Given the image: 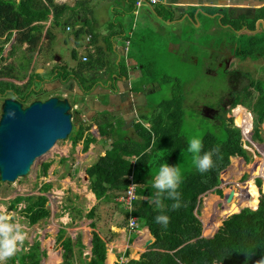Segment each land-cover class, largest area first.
Wrapping results in <instances>:
<instances>
[{
  "label": "trees",
  "instance_id": "trees-1",
  "mask_svg": "<svg viewBox=\"0 0 264 264\" xmlns=\"http://www.w3.org/2000/svg\"><path fill=\"white\" fill-rule=\"evenodd\" d=\"M14 1L15 0H0V4L7 7L6 12L11 17L12 22L17 19L8 11L14 6ZM131 1L132 0L128 1L130 10L133 5ZM58 7L60 6L56 8ZM226 9L223 10L224 16L220 21H217L221 23V28L228 23L229 25H226V29L230 27L234 32L239 33H234L236 36L234 40L235 47L231 42V47L235 49L233 56L237 58V52H240L239 56L244 58L243 60H246V57L251 60L264 57V35L259 37L250 35V33L252 34L257 30L264 33V24H262V26L260 25L259 29H255V22L258 18H262L264 21V6L256 9V11H261V15L253 12V14H249L251 18L247 19L248 21H244V23H240V20H229L237 16L230 17V15L226 13ZM155 10L158 14H163L164 16L170 14V11L162 13L163 10L169 9H165L161 5ZM47 12L46 6L39 5L33 17L35 19H44L47 17ZM8 15L6 19L0 21V28L8 27ZM63 15L64 14L54 18L55 23L60 25L61 22H64L66 25L72 24L71 26L73 27V21L70 20L68 16L64 17ZM202 18L216 20L218 17L210 18L208 15H202L198 20L201 26L203 24ZM245 24L247 25L244 26ZM193 25L194 24H192V26ZM242 26H244V29L237 31V29ZM35 28L41 30L42 26L37 25ZM4 31L5 30H0V34L4 33ZM75 33L78 34V30H76ZM52 36V31L50 30L48 38ZM50 44L51 43H48V48H50ZM216 49V51H218L216 56H219L221 47L219 46ZM13 69V65L9 64L2 72L0 70V74L11 76ZM222 69L225 70L224 74L226 76V74H228L227 69ZM245 76L247 77V75ZM81 81L84 82L83 79H81ZM241 83L242 82H239L238 84L239 88H243L244 86L241 85ZM246 88H264V86L248 83ZM237 89L238 88L230 90L239 102ZM136 90L138 93H135L134 99L138 100L144 96L146 100L147 94L155 91V88L150 87L147 90L137 88ZM24 97L25 102L30 100V96L25 95ZM183 103L184 96L174 97L172 100L164 99L158 104L146 100V106L153 107L159 105L166 109L167 118L170 120L169 124L163 128L158 120L161 113L163 114L164 112L157 114L153 121L155 123L153 134L158 135V137L151 142L150 136L152 134H150L146 137L143 144L137 142L136 145L132 146L129 154L136 155L135 160L134 162L126 161L124 169L120 170V168L115 167L111 152L106 154L105 157H108L107 160H104V157L103 161L98 164L99 168L97 170L88 169L90 178L89 188L94 192L97 200L101 202L96 207L93 205L89 208L84 206L87 200L84 199V205H82L80 202L76 201V195H74V197L65 196L63 194V208L68 211V217L70 218L69 222H73L77 218H87L91 220L89 225L96 228L94 219L98 216V212H103V209L108 207L107 203L111 199V196H116L117 192H122L127 189L130 183L128 177L132 175L133 180L137 183L135 191L141 197L133 198L130 207L121 206L123 210L119 208L122 219L116 224L119 225V227L124 226L127 229H133L144 225L149 229L153 241L150 244V250L142 252L137 259H130L123 264H264V192H262L264 191V178L262 191L260 193L259 189H257V185H255L251 179L246 185H242L241 183V186L235 182L234 187L236 188V192L232 193L229 191L223 196L213 198L214 205L211 208L213 212L210 215H204L202 219L204 234L211 235L219 224V218L225 214H227V216L223 217L225 219L211 237L201 236L202 223L194 211L198 195L204 191L210 190L218 194L220 193L219 188H216L220 182L219 175L226 167L230 157L246 154L249 158L247 150L243 149L241 146L243 141L240 129L229 121L224 112H220L219 107L218 116L213 120V123L215 121L219 123V115L225 118L220 124L222 135L220 136L211 131L204 132L196 161L191 169L186 170L178 179L174 180V182L168 181L161 185V182L158 181L160 183L156 186V192L149 186L145 187L144 184L140 182L139 179L141 175H145V173L151 174L154 171H163L167 163H174L175 161L178 168L182 163L181 160H184L186 157L189 134L184 132V139H180L178 135L181 130V122L184 120L183 107L185 105ZM254 106L256 109H250L253 110L254 113L257 112L259 117L264 116V100L262 103L255 104ZM245 108L238 105L232 98L230 109L233 111L234 118H236V124L242 127L246 138L251 135V130L248 129V127L246 128V122L250 124L252 118H255V115L252 117L254 113ZM151 117H149V119ZM204 117L209 119V116L207 117L204 115ZM143 118L146 119L148 117ZM199 124L202 125V122ZM145 131L146 130H143L144 133ZM152 137L153 135L151 138ZM68 138L72 141V146H75L78 141V135H72ZM88 140L89 138L85 140L84 149H87L89 146ZM90 140H93L92 136H90ZM121 140L123 139L120 138V141ZM153 145H156L154 151L152 149ZM117 147L118 144L116 145V148ZM171 151H174L175 155L172 160L163 163L159 161L162 158V153L166 154ZM123 153L124 148L117 153L116 158L120 157ZM260 153L262 154V151ZM60 160H62V158ZM117 162L120 165L118 160ZM50 165L51 162H44L42 164L43 175H46ZM132 166H135L134 172H132ZM242 167L243 165L240 158H235L229 163L226 171L230 173L232 176L231 178H238V176L242 174ZM111 169L114 171H111ZM257 169L261 177H264L262 163ZM51 185V182H44L41 184L40 190L46 192L51 188ZM245 187H247L246 191L243 189ZM115 196L113 198L115 201L114 203H118ZM13 201L16 203H25V205L21 207V210L18 211L20 217H18V215H13L11 218L4 220L19 219L18 224L22 223L25 225L23 227L29 228L39 220L49 216V209L46 207L47 200L43 195L15 196ZM250 206L253 208L256 206L258 207L253 209L250 208ZM85 208L86 213L83 214ZM61 215L62 214L59 216ZM23 221H26V223ZM20 228L22 227L16 226L13 230L0 232V248L5 252L6 257L4 264H40L41 258L46 256L45 250L41 249L40 241L37 240L35 236L34 239L36 240L27 248H25L26 244H28L26 238L23 237L22 240H15L13 238L14 232L18 231ZM113 233L115 232H111L108 237L113 236ZM55 242H59L63 247V255L66 257L70 255L71 258L73 256L72 253H75L73 249L77 245L82 247L81 235L78 233L75 238H72L70 235H66V230L64 228L59 229L56 234ZM20 245H22V247H19ZM91 245V256L87 257L89 260L88 262H91V264H104L107 257L105 251L97 247V245H103V242L96 231H92ZM125 256H129V249L125 252Z\"/></svg>",
  "mask_w": 264,
  "mask_h": 264
},
{
  "label": "rangeland",
  "instance_id": "rangeland-1",
  "mask_svg": "<svg viewBox=\"0 0 264 264\" xmlns=\"http://www.w3.org/2000/svg\"><path fill=\"white\" fill-rule=\"evenodd\" d=\"M91 1L93 4H95L100 0ZM144 7L141 8L138 14L132 13L129 7L125 9V19L128 21L132 20L134 22L133 25H135V22L136 25L138 24L137 27L133 28L134 34L136 35L131 38L132 44L130 46L129 52L121 56L124 62L112 66H120L121 73L124 74V70L126 69L125 63H129L131 67L135 66L139 72L144 73L145 77L155 79L154 82L157 85L155 87V91L150 92L146 96V100L151 103L158 104L164 99L172 100L174 97L184 96V120L181 122V130L178 135L180 136V139H182L185 135L184 132L189 134V144L186 149L187 155L184 160H181L182 163L178 168L174 161V163H167L163 171H154L151 174L145 173V175H141V178L139 179L140 182H142L145 187L149 186L156 192V186L160 182L161 185L167 183L168 181L174 182V180L178 179L179 176H181V174H183L186 170L193 167L205 131L215 132L220 136L222 135L220 124L221 121L225 120V118L219 115V123L216 121L213 123V120H215L218 116V107L220 112L225 113L226 117L227 115H233V111L228 107L231 96L233 95L231 94V90L238 88L237 92L239 102L237 99H235V101L238 103V105H241L244 108L246 107L245 109L249 110L250 112L254 113V111L250 108L256 109L254 106L255 104L263 102L264 88L246 87L248 83L264 86V57L252 60L246 57V60H243L244 58L239 56L240 52H237V58L234 57L233 55L235 53V49L231 47V42L234 45V40L236 39L234 33H239L234 32L230 27L228 29L221 28V23L216 20L202 18L203 24L200 27L199 24L192 26L188 18H184L181 20V22H177L175 24L165 25L164 23L158 21V18L154 16V14H149L150 10L145 9ZM169 7L174 8L175 6L170 5ZM204 11L207 12L206 10ZM253 12L255 11L252 9L235 8V6L231 7L230 9H226V13L229 14L230 17L237 16L236 18L229 20H240V23L248 21L247 19L251 18L250 15L253 14ZM256 13L261 15V11L259 10H257ZM84 16L89 20H94V17L91 14L84 13ZM141 22L143 23L141 24ZM68 25L71 26L72 24ZM176 26L180 28L179 32L175 31ZM129 28L130 27H126L125 29ZM58 31L65 37L66 42L69 43L71 34L62 30V24H60ZM250 35L259 37L264 35V33L257 30L252 34L250 33ZM82 39L83 38H80V46L78 47V51L80 53L86 51L81 46V44L84 45ZM7 41L8 42L4 43V49L2 51V54L5 56L7 55V51L9 48H11L13 43L9 39ZM53 45H55V51L62 56V61L66 64H69L71 61L69 57V46L62 45V47L59 48L57 45V40L53 42ZM219 46H221V51L219 50V56H216L218 53L216 48ZM21 58L22 66L27 69L28 64L31 62L26 63L27 59H25L23 56ZM222 68L227 69L228 74H226V76L224 74L225 70ZM33 71H35V69H33ZM75 71L78 77L86 78L88 80L94 79L96 75V71L90 69L89 66L78 69L75 68ZM51 74L52 73L42 74L39 81L33 79L31 75H27L29 80L24 81V77L26 75H22L18 70H16V68H14L12 75L14 77H18L17 81L13 83L9 82L8 80L0 81V87L2 88V91L0 90V120L2 113L1 108L4 109L6 107L7 98L16 99V101L20 103L21 108H25L32 102H37L40 105L39 107H41L48 102V96H59L58 91H54L53 89L54 83ZM245 75H247V77ZM122 77L124 76L116 75V77L113 79L118 81ZM102 80L103 78L101 76L98 81ZM239 82H242L241 85H244L243 88H239ZM65 86H67V84ZM139 87L140 86H138L135 81L134 89L136 90ZM61 89L64 90L63 82ZM29 94L34 95V99L25 102L24 96ZM102 97V100L104 101V96ZM140 99L145 98L143 96V98ZM205 108H208L209 111L212 109L214 110V113L210 112L213 116H209V119H206L202 114V111L203 109L205 110ZM146 109L147 113L151 116H156L157 114L164 112L163 114L161 113L158 121L162 124L163 128L169 124L170 120L167 118L166 109L159 105H155L153 107L146 106ZM76 112L78 113V111ZM46 114V116H41V118L37 119H41L43 123L53 119V113L46 112ZM253 115H255V118H252V122L250 124L246 122V128L248 127V129L251 130V135L250 137L248 136L246 138L245 135H242V138L245 140L242 139L243 142L241 144L243 149L247 150V155L249 158L246 156V154H242V156L235 155L230 157V159L227 161L226 167L220 172L219 175L220 182L216 188H219L220 193L218 194L213 190H210L209 192L204 191L198 195L196 214L199 215L198 218L201 220V223L204 215H210L213 212L211 209L214 205L213 198L223 196L229 191L232 193L236 192V188L234 187L235 182L241 186V183L242 185H246L247 182H250L252 179L254 184L257 185V189H259V193L262 191L264 177H261V174L257 168L262 163L264 172V116L259 117L257 112L252 114V117ZM200 122H202V125L199 124ZM119 125L115 130L111 131L108 137L109 140L113 139L114 133L121 137L123 141L125 136L130 134V131H127L126 129L122 130ZM103 127L105 128L106 125ZM154 128L155 123L152 121L150 127L143 129L146 131L141 142L142 144L148 135H153ZM240 129L243 131L242 127ZM70 136H72V133H69L65 140H60L63 139L64 135L58 134L59 138L53 139L54 143L49 149H47L48 152L45 153L41 158L35 160L31 165L30 170L28 169L24 176L18 177L15 181L11 182V180L8 179L3 180L2 177L4 175L0 172V204L5 205V208L11 210L10 212L6 209H2L0 211L1 221L3 219L11 218L14 215L13 210L19 217V203L13 209L8 208V204L14 205V203H11L10 200L15 196L38 194H41L47 198L46 205L50 209L49 215L50 217L54 215L53 223L49 222L48 230L45 233L50 234V237L55 236L54 238H56V234L58 233L59 229L64 228L66 230V235H70L72 238H75L76 232H78L80 233L82 240H87L91 236V232L96 228H99V232L101 231L104 233L105 231H103L102 228L106 229L110 221L115 224L122 219V217L117 214L120 213L119 208H121V206L118 205V203H114L115 201L113 198L115 195L111 196V199L108 201V207L103 209V212L99 211L98 216L95 217L94 220L96 223V228L89 225L91 220L87 218H77V220L73 222L66 220L63 222V217L59 216L62 214L61 211L63 210V207H61V205L63 206L60 198L61 195L64 194L65 196H73L79 190L77 186L61 185V183H64V180L67 179L59 180L62 178L60 175L62 173L65 175L68 173V171L70 172L74 168L77 170H87L88 168L97 170L99 168L98 164L104 159L103 158L99 161L94 160L93 158L89 157L87 150H83L82 152L85 155L76 158V145L75 147L70 146V138H68ZM106 142L107 139L101 141L102 144H107ZM116 145V142L112 141L110 144V150L116 149ZM77 146L79 149V145ZM155 147L156 145L152 146L153 151L155 150ZM259 150L260 152L262 151V154L259 152ZM128 156V159L134 162L135 159L132 158L130 154H128ZM173 156H175L174 151L166 154L162 153V158L159 161L162 163L167 162L172 160ZM62 157L68 159V161L65 159L64 162H61L60 159ZM85 157L89 159V163L87 164L84 163ZM235 158H240L243 165V170L242 174L238 176V178H231L232 176L226 170L228 169L229 163ZM107 159L108 157H105L104 160ZM44 162H51V165L49 166L45 176L42 173V164ZM173 164H175L177 168L176 172L171 171ZM111 171L114 170L111 169ZM79 176L80 178L78 179V185L80 187L81 184L84 183L83 181H85L84 172L81 171ZM2 180L5 182H2ZM44 182H51L52 184L51 188L46 192L40 190L41 184ZM131 182H136L133 180V177ZM57 186L65 188V190L62 192L61 190L57 189ZM243 189L246 191L247 187ZM88 192L89 191L84 193L85 196L87 199L94 201L95 198L92 199V195H90ZM23 205L24 204H22V206ZM206 206L209 207L207 208ZM257 207L258 206L255 208ZM250 208L253 207L250 206ZM224 216H227V214L219 218L220 220L217 227L220 226ZM22 225L25 226L24 224ZM141 229L142 226H139L138 229L130 231L129 236L135 238L137 236V232ZM81 230H83V232ZM33 236L34 234L28 236L26 233V241H28L29 244L36 240ZM201 236H210L204 234L203 223Z\"/></svg>",
  "mask_w": 264,
  "mask_h": 264
},
{
  "label": "crops",
  "instance_id": "crops-1",
  "mask_svg": "<svg viewBox=\"0 0 264 264\" xmlns=\"http://www.w3.org/2000/svg\"><path fill=\"white\" fill-rule=\"evenodd\" d=\"M39 5L46 6L48 10L47 17L44 19H35L33 17ZM170 5L175 7H169ZM57 6L60 7L56 8ZM161 6L165 9H169L162 11V13L170 11L168 16L158 14L156 10L153 11L148 7L144 8L150 10L149 14L152 13L154 16H157L158 21L165 25L175 24L181 22L184 18H188L190 23L194 24V26L195 24L201 26L198 20L202 15H208L210 18L218 17L216 21H220L224 16L223 10L226 9V7L231 8L235 6V8H249L254 10L255 14H257L256 9L264 6V0H164V4ZM127 7H129V2L127 0H100L95 4H93L91 0H15L14 6L8 11L17 19L12 22L11 17L6 12L7 7L0 4V21L6 19L7 15L9 16L7 20L8 27L0 28V30H7L9 34H11L9 40L13 42L11 48L7 51L6 57L8 58L0 59L1 72L7 65L12 64L21 74H28L30 72L33 79L39 81L40 76L44 74L48 68L52 67L53 64L63 63L62 56L55 51V45H53L55 40H57L59 48L62 47V45L69 46V57L71 60H73V58L80 59L82 55H86L90 61L95 64L96 75L89 87H85L84 84L75 77L74 79L71 77L66 78L67 81H65V78L61 80L62 78L59 79L60 77L56 75V70H52L51 77H53V83L55 84L53 89L54 91H58L59 96H67L69 102L73 104V112H75L74 127L72 125L70 131L72 135H78L75 151L76 158L85 155L81 153V148L85 145V140L89 138V146L87 148L89 157L93 155V159L99 161L103 159L108 152H111L115 167L120 168V170L124 169L126 161L132 162V160L128 159V154L132 146L136 145L137 142H142L145 134L143 129L150 127L152 124L151 122L156 118V116L151 117V115L147 113L145 99H134L136 91L133 89L135 81L137 84L141 83L144 90L150 87L155 88L157 86L154 82L155 79L145 77L135 66L131 67L129 63H125L126 69L124 70V74L121 73L120 66H112L124 62L121 56L129 52L132 44L131 38L136 35L134 34L133 28L137 27L138 24L136 25L135 22V25H133L134 22L132 20L128 21L124 17ZM84 13L91 14L94 20L87 19ZM62 14H64V17L68 16L70 20L73 21L72 30L68 32L71 34L69 43L66 42L63 35L48 38L50 29L52 26L56 25L54 18ZM261 19L262 18H258L255 22L256 30L259 28L257 25L260 24ZM142 23L143 22H141V24ZM37 25L42 26L41 30L35 28ZM126 27L130 28L125 29ZM223 28L226 29V24ZM76 30H78V34L75 33ZM175 31L179 32L180 28L176 26ZM64 32L67 31L65 30ZM87 35H90L89 43L86 42ZM80 38H83L82 41L84 45L81 44V46L86 50L81 53L78 51ZM48 43H51L50 48H48ZM22 56L27 59L26 63L31 62L28 64L27 69L22 66ZM33 69H35V71H33ZM116 75L124 77L115 81L113 78H115ZM101 76L103 80L98 81ZM0 78H8L13 81L18 80V77H14L13 75L1 74ZM62 82L64 90L61 89ZM114 82L117 83L118 90L125 92L126 97L122 98V93L119 94L118 92L108 98L106 103L102 100V96L104 95L106 87ZM66 84L67 86H65ZM0 90L2 91L1 87ZM77 105L82 106V109L76 110ZM76 111H78V113ZM143 117L148 118L144 119ZM149 117L151 118L149 119ZM104 125H106L105 128L103 127ZM118 125L122 130L126 129L130 131V134L125 136L124 141H120L121 137L114 133L113 139L109 140L108 137L111 131L115 130ZM90 136L93 137V140H90ZM151 136V142L158 137V135L155 134H153L152 138ZM105 139H107V144H102L101 141ZM112 141L118 144V147L114 150H110ZM77 145H79V149ZM70 146H72L71 143ZM122 148H124V153L116 158L117 153ZM104 150H107V152H104ZM130 156L134 159L136 157L134 154ZM84 160H88V158L85 157ZM117 160L120 162V165ZM173 170L174 168H171V171ZM81 171L84 172L83 169H78V173L74 177H78ZM132 172H134L133 166ZM65 184L64 182V185ZM70 185L77 186V183H72ZM60 198L62 204H64L63 194ZM22 204L25 205V203ZM86 204L88 206L90 205L89 200H87ZM4 206L5 205L0 204V211L2 209L8 210ZM61 207L63 206L61 205ZM8 208L13 209L11 204H8ZM8 211L10 212L11 210ZM61 213L63 222H65V220L70 221L68 211H65L63 208ZM85 213L86 210L83 211V214ZM117 214L121 216L120 213ZM18 220L19 219H3L1 221L0 218V232L13 230L16 226H20L22 228L14 232L13 238L15 240H22L23 237L26 238V233L28 236L34 234L40 241L41 249L46 252V256L41 258L40 264H91V262H88L89 260L87 258L91 256L92 248V245L87 242L89 238L87 240H81L82 247L77 245L73 249L75 253H72L73 256L71 258L70 255H67L68 257L63 255V247L59 242H55V236L50 237V234H45L48 230L49 222L53 223L54 215L51 217L49 215L47 218L41 219L42 221H38L29 228L23 227L22 223L18 224ZM23 222L26 223V221ZM141 226L142 229L137 232L135 238L129 236V232L135 229L129 230L124 226L119 227V225L116 223L114 224L112 221H110L106 229L102 228L103 231H105L104 233L101 231L99 232V228H96V231L104 239H107L111 232H115L112 234L113 236H111L112 243L107 245L109 247L108 251H110L111 248L113 251L108 254L104 264H118L117 262L120 257L124 258L125 262L130 259H137L142 252L150 250L153 237L146 226ZM217 229L218 227L209 237H211ZM81 231L83 232V230ZM76 234H78V232H76ZM28 246H30L29 243L26 244L25 248ZM19 247H22V245ZM128 249L129 256L127 257L125 256V252ZM5 259V252L0 248V264H4Z\"/></svg>",
  "mask_w": 264,
  "mask_h": 264
},
{
  "label": "water",
  "instance_id": "water-1",
  "mask_svg": "<svg viewBox=\"0 0 264 264\" xmlns=\"http://www.w3.org/2000/svg\"><path fill=\"white\" fill-rule=\"evenodd\" d=\"M39 106L32 102L21 108L16 99L7 98L6 107L1 108L0 172L3 180L14 181L26 174L33 159L47 151L53 139L59 138L58 134L65 137L71 129L67 99L50 96L45 105ZM46 112L53 113V119L43 123L37 118L46 116Z\"/></svg>",
  "mask_w": 264,
  "mask_h": 264
},
{
  "label": "clouds",
  "instance_id": "clouds-1",
  "mask_svg": "<svg viewBox=\"0 0 264 264\" xmlns=\"http://www.w3.org/2000/svg\"><path fill=\"white\" fill-rule=\"evenodd\" d=\"M127 1H130V0H127ZM132 2V4H133V0L131 1ZM164 4V0H162V2H159V3H157L156 4V6H153V7H150V6H148V5H143L142 7H144V6H146V7H148V8H150L151 10H155L157 7H159V5H163ZM141 7V8H142ZM141 8L138 10V12L137 13H135L134 12V7H133V5H132V9H131V12L132 13H135V14H138L139 12H140V10H141ZM157 17V16H156ZM65 30L67 31V32H69V31H71L72 30V26H69V25H66V28H65ZM7 42V41H6ZM5 42V43H6ZM86 42L87 43H89L90 42V35H87V37H86ZM71 60V59H70ZM63 62V61H62ZM86 66H89L90 67V69H93V70H95L96 71V66H95V64H93L91 61H90V59L88 58V56H86V55H82L81 57H80V59H76V58H73V60H71L70 61V63L69 64H66V63H62V64H58V63H55V64H53V66L52 67H50V68H48L47 70H46V72L45 73H52V70H56V75L58 76V77H60L59 79H61V80H64V78H65V81H67L66 80V78H69V77H71V78H73L74 79V77L75 78H77L78 80H80V82L82 83V84H84V86L85 87H89L91 84H92V80L93 79H86V78H80V77H78L77 76V73H76V71H75V68H84V67H86ZM22 75H26L25 77H24V81H28L29 80V77L27 76V75H31V73L29 72L28 74L27 73H22ZM0 76H1V74H0ZM40 79H41V76H40ZM39 79V80H40ZM81 79H83L84 80V82H82L81 81ZM1 80H4V81H6V80H8L9 82H11V83H13V82H15V81H13V80H10V79H8V78H5V79H1L0 78V81ZM87 84V85H86ZM55 86V84L53 85V87ZM138 86H140L139 88L141 89L142 88V86H141V83H139L138 84ZM133 89H134V85H133ZM135 90V89H134ZM136 91V93H138L137 92V90H135ZM120 93L121 91L120 90H118V85H117V83H112V84H110L108 87H106V89H105V92H104V101L107 103V100H108V98H110L113 94H117V93ZM72 95V94H71ZM28 96H30V100H33L34 99V95H31V94H29ZM60 100H63V99H67V101H68V104H69V109H68V113L70 114V122H72V125H73V122H74V113L75 112H73V104H71L70 102H69V99H68V97L67 96H57ZM48 98H50V96H48ZM12 99H14V98H12ZM3 102V101H2ZM31 102V101H30ZM29 102V103H30ZM76 104V103H75ZM74 104V105H75ZM80 110V109H82V106H80V105H77V108H76V110ZM233 124V123H232ZM234 125V124H233ZM236 126V125H235ZM72 127V126H71ZM236 127H238L239 129L241 128L240 126H236ZM240 132H241V135H244L243 134V131L240 129ZM69 133H71V131H69L68 133H67V135H69ZM67 135L63 138V139H60V140H65L66 138H67ZM242 139H244V138H242ZM59 140V141H60ZM245 140V139H244ZM69 143H71L72 144V141L70 140L69 141ZM88 148V147H87ZM83 150L84 151H86L87 149H84L83 147L81 148V153L83 152ZM48 152V150L47 151H45L44 153H42L40 156H37V157H35L34 159H33V161H32V163L30 164V166H29V170H30V168H31V165L33 164V162L35 161V160H37V159H39V158H41L45 153H47ZM239 156H242V155H239ZM91 158H93V155H91L90 156ZM65 159L66 158H64V157H62V160H60L61 162H64L65 161ZM68 159H66V161H67ZM85 162L84 163H89V159L88 160H84ZM96 161H97V159H96ZM172 168H174V170H173V172H175V170H176V166L175 165H173L172 166ZM88 169H90V168H88ZM88 169L87 170H85V169H83L84 170V176H85V181H83L84 183H82L81 184V186L79 187V185H78V179L80 178V176H78V177H74L77 173H78V170L76 169V168H74V169H72V171H68V173H66L65 175H64V173H62L61 175H60V177H62L61 179H59V180H62V179H67V180H64V182L66 183L65 185H70V184H72V183H77V187H78V189H79V191H78V193H76L75 195H76V201L77 202H80L82 205H84L83 204V200L85 199H87V197L85 196V192H87V191H89L88 193H90V195H92V199H94L95 198V200L94 201H92V200H89V199H87V200H89V206L86 204V205H84L85 207H89V208H91V206H93V205H95V207L101 202V201H98L97 200V198L95 197V194H94V192L89 188V184H90V178H89V175H88ZM54 171V170H53ZM264 174V173H263ZM25 175V174H24ZM24 175H20V176H18V177H22V176H24ZM45 176V175H44ZM17 177V178H18ZM132 175H130L128 178H129V180H130V183H129V185H128V187H127V189H125L124 191H122V192H117L116 193V196H115V199H116V201L118 202V204L120 205V206H123L124 207V205L118 200V197L120 196V195H122V194H124L128 189H129V187H131V186H133L134 187V194H135V198H140L141 196L140 195H138L137 193H136V191H135V188H136V185H137V183L136 182H131V180H132ZM16 178V179H17ZM15 179V180H16ZM14 180V181H15ZM2 182H5V181H3L2 180ZM11 182H13V181H11ZM64 185V183H61V185ZM57 189L58 190H61L62 192L65 190V188H61V187H59V186H57ZM209 192V191H208ZM44 194V193H43ZM38 195H41V194H38ZM46 198V197H45ZM46 200H47V198H46ZM10 202L11 203H14V205H12V208H14V207H16V205L18 204V203H16V202H14L13 201V199H11L10 200ZM22 203L23 202H20L19 203V206H18V211L19 210H21V206H22ZM24 206V205H23ZM22 206V207H23ZM46 207L48 208V206L46 205ZM49 209V208H48ZM254 209V208H253ZM85 210H86V208H85ZM14 211V210H13ZM195 212H196V207H195V210H194ZM19 213V212H18ZM49 213H50V209H49ZM17 213L14 211V215H16ZM199 216V215H198ZM40 221V220H39ZM36 224V223H35ZM134 229H138V227H136V228H133V229H129V230H134ZM94 231H96V229L94 230ZM97 232V231H96ZM99 234V233H98ZM91 237H92V232H91V236L89 237V239L87 240V242H89V244H91ZM99 237L102 239V242H103V245H97V247L99 248V249H103L104 251H105V255H106V257L108 256V254H110L113 250H112V248L110 249V251H108V244H111L112 243V240H111V237H108L107 239H104V238H102L101 237V235H99ZM82 240V239H81ZM152 243V242H151ZM118 264H123V263H125V259L124 258H122V257H120L119 258V260H118V262H117Z\"/></svg>",
  "mask_w": 264,
  "mask_h": 264
},
{
  "label": "built area",
  "instance_id": "built-area-1",
  "mask_svg": "<svg viewBox=\"0 0 264 264\" xmlns=\"http://www.w3.org/2000/svg\"><path fill=\"white\" fill-rule=\"evenodd\" d=\"M159 2H162V0H133L134 12L137 13L143 5L153 7ZM133 198H135L134 187L131 186L124 194L118 197V200L124 205V207H130Z\"/></svg>",
  "mask_w": 264,
  "mask_h": 264
},
{
  "label": "bare ground",
  "instance_id": "bare-ground-1",
  "mask_svg": "<svg viewBox=\"0 0 264 264\" xmlns=\"http://www.w3.org/2000/svg\"><path fill=\"white\" fill-rule=\"evenodd\" d=\"M62 24V30L65 31V28H66V24L64 22H61ZM60 25L56 24L54 26H52V28L50 29L52 31V35L53 36H60L62 35L58 29H59ZM52 36V37H53ZM11 37V34H9V32L7 30L4 31V33L0 34V59H5L6 56L2 54V51L4 49V43L10 39ZM143 88V87H142ZM231 101H232V98L230 100V103H229V108H230V104H231ZM104 152H107V150H104ZM146 234L148 235L147 231L145 230Z\"/></svg>",
  "mask_w": 264,
  "mask_h": 264
},
{
  "label": "flooded vegetation",
  "instance_id": "flooded-vegetation-1",
  "mask_svg": "<svg viewBox=\"0 0 264 264\" xmlns=\"http://www.w3.org/2000/svg\"><path fill=\"white\" fill-rule=\"evenodd\" d=\"M261 24H264V21H263L262 19H261V21H260V24L257 25V27L260 28V25H261ZM226 25H229V24L227 23ZM246 25H247V24H245L244 26H246ZM244 26H242V27H240L239 29H237V31H241V30H243V29H244ZM259 28H258V29H259ZM121 93H122L121 97H122V98H125V97H126L125 92H120L119 94H121ZM231 94H232V92H231ZM231 98H233L234 100L236 99V98L234 97V95H232ZM210 112L214 113V110L212 109L211 111H209L208 108H205V110L203 109L202 114L205 115V116H207V117H208V116H213L212 113H210ZM231 117H232V118H231ZM208 118H210V117H208ZM227 118L229 119V121H230L231 123H233L234 125L237 126V124H236V122H235V118H234L233 115H231V116H228V115H227Z\"/></svg>",
  "mask_w": 264,
  "mask_h": 264
}]
</instances>
